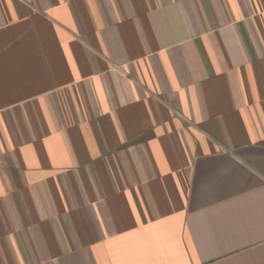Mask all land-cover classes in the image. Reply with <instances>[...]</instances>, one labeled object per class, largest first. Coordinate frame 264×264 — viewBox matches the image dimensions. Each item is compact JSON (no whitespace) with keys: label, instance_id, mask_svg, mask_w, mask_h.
I'll use <instances>...</instances> for the list:
<instances>
[{"label":"crops","instance_id":"1","mask_svg":"<svg viewBox=\"0 0 264 264\" xmlns=\"http://www.w3.org/2000/svg\"><path fill=\"white\" fill-rule=\"evenodd\" d=\"M0 264H264V0H0Z\"/></svg>","mask_w":264,"mask_h":264}]
</instances>
